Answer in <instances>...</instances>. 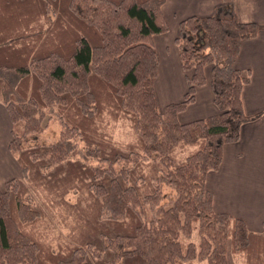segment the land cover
Returning a JSON list of instances; mask_svg holds the SVG:
<instances>
[{
    "label": "trees",
    "instance_id": "1",
    "mask_svg": "<svg viewBox=\"0 0 264 264\" xmlns=\"http://www.w3.org/2000/svg\"><path fill=\"white\" fill-rule=\"evenodd\" d=\"M165 1L0 0V101L23 168V178L0 188V264H103L111 255L122 264H230L229 252L264 264V230L215 210L206 187L224 145L252 118L242 97L251 73L235 62L242 43L264 27L241 21L235 0L182 19L175 41L188 89L161 108L154 36L170 29ZM207 66L219 112L181 122ZM63 96L73 101L78 131L63 124L72 134L43 146L47 164L67 161L64 179L86 183L107 223L94 228L91 215L78 211L58 235L41 224L43 210L27 192L24 180L49 165L25 133L51 118ZM120 120L131 125L123 135ZM78 195L72 187L62 198L74 205ZM88 230L96 233L91 240Z\"/></svg>",
    "mask_w": 264,
    "mask_h": 264
},
{
    "label": "crops",
    "instance_id": "2",
    "mask_svg": "<svg viewBox=\"0 0 264 264\" xmlns=\"http://www.w3.org/2000/svg\"><path fill=\"white\" fill-rule=\"evenodd\" d=\"M220 0H166L162 7L169 31L154 36L160 66L155 82L159 105L181 101L188 89L187 72L183 69L175 38L179 23L191 15L214 13ZM241 21H253L264 27V0H235ZM237 68L249 70L250 81L243 89V103L252 117L241 127L238 141L224 145L223 158L217 170L207 174L206 187L213 193L215 210L243 219L254 232L264 230V28L257 36L244 41ZM212 67L205 69L206 82L197 86L195 100L179 114L181 122L214 115L219 108L211 86ZM12 121L0 101V188L8 178L18 177L17 156L10 148ZM9 180V179H8Z\"/></svg>",
    "mask_w": 264,
    "mask_h": 264
},
{
    "label": "rangeland",
    "instance_id": "3",
    "mask_svg": "<svg viewBox=\"0 0 264 264\" xmlns=\"http://www.w3.org/2000/svg\"><path fill=\"white\" fill-rule=\"evenodd\" d=\"M55 97L56 96H53V94L51 95L52 99ZM62 99H58V101L60 100L58 109L53 113L51 118L45 117L43 121L41 120L42 125L39 127H34L33 125H31L25 133V138H28L27 142L28 144H30V146L35 145V147L38 149L42 148L39 154H43L40 161L43 167L48 163L43 150V148L45 147L43 146L47 144L51 145L59 139H62L64 132L62 127L63 124L65 123V125L71 126L78 131V119L76 118L77 114L73 105V101L71 100V98L64 96ZM117 124L118 133H120V135L127 133L126 127L129 124H127V121L120 120ZM129 126L131 125L129 124ZM69 131L66 130L64 132V135H71L72 132L69 133ZM75 134L77 133L75 132ZM47 165H49L48 171H46L45 169V172H42V175H40L39 177L30 176V181H28V179L24 180L25 182H27V186H29V189L27 190L28 195L32 198V200L34 199L38 207L43 210L42 218L44 219V222L41 224H43L44 227L51 228L52 232L53 229L56 230L55 232H58V235H60L64 233L61 231V229L65 230L67 228V220L74 219V214L80 211L86 213V215H91V224L94 228L106 225L107 222L103 220L102 217H100L99 211L94 208V197L91 196V194H89L87 191H85L86 183L80 182L78 180L70 183L64 179L67 174H69V163L67 161H64L63 158H60L59 162H49V164ZM19 167L21 173L18 177L23 178V168L21 167L20 162ZM8 179L10 180V178ZM72 187L80 190V195H78L77 201L74 205H72L68 201L63 200L62 198L63 193H65ZM2 189L5 188L3 187ZM23 199L25 201V198L22 194L20 200L23 201ZM53 202H55V204H53ZM112 228L114 227L112 226ZM95 235L96 233L93 230L86 231V240L93 239ZM228 259L230 264H247L236 259L231 252H229ZM103 264H122V262L115 255H111L110 257L108 256L105 259Z\"/></svg>",
    "mask_w": 264,
    "mask_h": 264
}]
</instances>
